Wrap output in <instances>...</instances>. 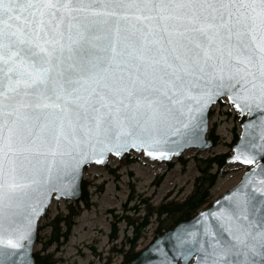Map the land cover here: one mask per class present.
<instances>
[{"label": "snow or ice", "instance_id": "snow-or-ice-1", "mask_svg": "<svg viewBox=\"0 0 264 264\" xmlns=\"http://www.w3.org/2000/svg\"><path fill=\"white\" fill-rule=\"evenodd\" d=\"M224 90L264 108V0H0V205L45 182L30 174L42 151L55 161L95 137L166 155L150 150L160 130ZM210 216L218 230L206 220L207 239L181 229L177 244L201 264H264V182Z\"/></svg>", "mask_w": 264, "mask_h": 264}, {"label": "water", "instance_id": "water-1", "mask_svg": "<svg viewBox=\"0 0 264 264\" xmlns=\"http://www.w3.org/2000/svg\"><path fill=\"white\" fill-rule=\"evenodd\" d=\"M227 59V57H225ZM240 85L237 84L235 91L239 92ZM226 99L239 114L241 132L238 140L232 146V152L227 158L228 166H242L246 168L241 180L233 188L214 199L212 203L199 210L191 219L182 221L168 230L166 233L156 237L146 248L140 251L139 255L126 264H201L203 252L199 248H192L189 244L181 247L176 242V234L184 229L187 232H197L201 239H207L204 235L205 221L215 224L210 213L219 212L232 201L241 197L242 194L253 192L264 182V140L261 139V125L264 124V108L254 107L251 111L241 107L237 108L232 94L224 90L215 96L203 113H196L198 117L194 120L178 118L170 121L160 132L165 138L162 146L150 149L152 151L164 152L166 155H149L148 151L141 147L126 146L119 150H103V147L93 137L82 143L78 149L66 154L63 158L57 155L55 161L52 156L42 151L41 155L32 162L30 174L40 173L45 182L38 188L29 189L26 193L20 194L11 205H0V223L4 224L0 230V237L5 243L0 244V258L7 256V259L14 264H36L34 257L35 245L38 240L39 224L43 217L48 214L54 201L79 202L82 195L83 182L85 181V170L90 165L105 167L109 164L111 156L123 159L127 154L136 152L148 158L152 162L170 163L175 159L183 157L188 150H197L200 153L207 152L214 148V143L209 137L210 114L214 106ZM187 124V127L184 125ZM66 151V150H65ZM252 156L253 163L245 164L242 160H235L236 155ZM51 167V175L47 169ZM13 221L7 223L9 217ZM256 215H259L257 211ZM30 231L19 243L22 247L13 248L6 242L8 239L16 240L18 231H24L29 226Z\"/></svg>", "mask_w": 264, "mask_h": 264}, {"label": "rangeland", "instance_id": "rangeland-1", "mask_svg": "<svg viewBox=\"0 0 264 264\" xmlns=\"http://www.w3.org/2000/svg\"><path fill=\"white\" fill-rule=\"evenodd\" d=\"M237 116L227 101L214 107L210 129L215 128L216 135L223 142L204 153L197 150L186 151L182 157L188 160L185 167L175 159L172 161L173 167L169 168L168 163L152 162L136 152L127 154L123 159L111 156L105 167L90 165L84 175L90 207L75 219L68 240L62 246L49 247L46 254H55V258L59 260L56 264H104L112 248H119L123 240L132 235L131 229L120 218L123 215L136 218L135 211L130 209L137 206L140 208L139 204L144 199L158 205L167 196L183 197L191 193L199 175L194 158L228 153L231 149L225 144L232 142V130H240L241 123ZM225 171L213 188V200L238 184L246 168L227 166ZM70 204L64 200L52 203L48 214L40 222L41 240L36 243L35 252L42 250V245L51 234L49 222L58 214H66ZM140 214L143 215V211ZM114 225L118 239L112 242L110 234ZM156 228L155 222L147 227L138 242V250L146 248L155 238ZM111 258L112 264H122L121 256L111 254Z\"/></svg>", "mask_w": 264, "mask_h": 264}, {"label": "trees", "instance_id": "trees-1", "mask_svg": "<svg viewBox=\"0 0 264 264\" xmlns=\"http://www.w3.org/2000/svg\"><path fill=\"white\" fill-rule=\"evenodd\" d=\"M213 112L210 115V119ZM215 128L210 129L209 137L214 143V147L222 144L223 139L216 135ZM233 140L229 144H225L232 150L233 144L239 138V130L233 129ZM231 150L228 153L214 154L208 157H195L196 166L198 168L199 175L196 177L193 189L191 193L183 197L167 196L158 205H153L150 200H142L139 206L131 208L130 211H135L136 218L130 215H123L120 221L124 222L127 227L132 231V235L123 240L119 248H112L110 256L106 258L104 264H112L113 259L111 254L122 257V264L133 261L140 253L137 249L138 242L143 236V233L154 222L157 224L155 229V237L164 234L168 230L172 229L178 223L191 219L199 210L210 205L213 201V188L215 187L219 176L225 173L227 167V158L231 154ZM178 162L185 167L188 160L179 158ZM169 168L173 167V162L168 163ZM113 172V171H112ZM87 184L83 182L82 195L79 202L71 203L68 205L66 214H58L48 226L51 229V234L48 239L42 245L40 252H35L34 257L36 264H56L59 262L55 258V254L48 253L46 251L52 246H62L65 243L71 231L75 225V219L81 215L84 209L90 207L89 197L87 196ZM133 197L130 199L132 200ZM82 204V206H81ZM143 211V215H141ZM154 219V222H153ZM42 227L39 228V232ZM118 239L117 229L114 225L110 234V240L114 242ZM38 235V241H40Z\"/></svg>", "mask_w": 264, "mask_h": 264}]
</instances>
